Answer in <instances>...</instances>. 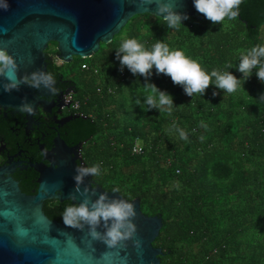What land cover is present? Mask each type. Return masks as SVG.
Instances as JSON below:
<instances>
[{"label": "trees", "instance_id": "obj_1", "mask_svg": "<svg viewBox=\"0 0 264 264\" xmlns=\"http://www.w3.org/2000/svg\"><path fill=\"white\" fill-rule=\"evenodd\" d=\"M238 12L219 24L201 14L202 20L189 18L179 29L154 15H136L111 43L71 63L49 59L58 53L55 42L47 49V73L80 105L63 139L70 146L84 142L85 165H99L95 185L139 198L145 215L162 217L153 243L163 250L160 264H264V83L254 69L234 93L213 84L205 94L188 96L155 68L147 79L121 70L117 50L125 39L147 50L160 41L208 74L219 69L243 80L241 55L264 45V0H242ZM149 83L173 97L171 113L146 104ZM137 142L141 155L132 152ZM37 178L31 171L17 180L31 195ZM72 204L49 200L43 210L63 222Z\"/></svg>", "mask_w": 264, "mask_h": 264}, {"label": "water", "instance_id": "obj_2", "mask_svg": "<svg viewBox=\"0 0 264 264\" xmlns=\"http://www.w3.org/2000/svg\"><path fill=\"white\" fill-rule=\"evenodd\" d=\"M5 3L7 11L0 7V48L14 57L20 82L18 89L7 92L3 85L8 81L0 78V107L16 113L21 107H31V114L25 111L30 119L38 105H48L43 98L49 96L51 84L41 82L34 87L24 78L47 74L50 43L57 44L56 57L62 63H71L75 57L90 58L102 43H111L136 15L163 19L157 16L156 4L141 5V0H0V5ZM172 3L177 13L202 20L193 0ZM83 145L70 147L58 136L52 150L41 146L49 165L34 166L38 187L31 195L21 190L10 175L11 168L0 167V264H160L163 250L153 243L163 226L162 217L145 215L139 198L128 200L95 185L93 175H81L79 169L88 168L80 153ZM77 176H81L79 184ZM104 194L109 200L133 204L136 213L131 218L136 228L133 237L114 248L93 238L88 225L71 228L50 219L43 210L49 200L79 204L85 196L95 201ZM96 231L105 230L101 226Z\"/></svg>", "mask_w": 264, "mask_h": 264}, {"label": "clouds", "instance_id": "obj_3", "mask_svg": "<svg viewBox=\"0 0 264 264\" xmlns=\"http://www.w3.org/2000/svg\"><path fill=\"white\" fill-rule=\"evenodd\" d=\"M156 4L157 16L163 18L167 26L172 29H179L182 20L188 19L187 15L177 13L174 10L172 0H141V5ZM195 9L213 24H219L226 18L234 20L237 18L239 6L242 0H193ZM5 11L8 4L0 5ZM117 59L120 61L121 70L126 66L133 75H140L146 79L151 75L153 68L156 74H163L171 78L175 85H181L188 96L193 94H205L213 84L216 88L226 93H234L241 81L244 83L252 76L255 69V75L264 83V45H257L247 50L240 57L237 70L243 74V80L237 79L229 71L213 70L211 74L202 70L200 64L188 58L180 50H170L169 47L160 41H157L147 50L143 44L136 39H125L121 42L117 50ZM231 68L229 64L227 66ZM18 65L9 52L0 48V78L7 80L3 85L7 92L18 89L19 80L17 78ZM213 77L215 80L213 81ZM24 82L31 86L39 87L43 82L45 86L54 83L53 76L49 74L33 73L31 80L27 77ZM146 104L158 108L161 112L171 113L174 100L166 92L160 91L155 84L144 86ZM217 95V93H213ZM264 99V96L261 97ZM139 103V101H137ZM21 112L31 114V107H21ZM181 138L186 139L183 131ZM99 165L79 169L81 175H98ZM79 184L81 176L76 177ZM79 204H72L65 208L63 212V222L71 228L82 229L86 224L90 228V235L96 239H102L103 242L111 248L117 247L122 241L131 239L136 232L135 225L131 218L135 217L134 206L122 199L109 200L106 194L101 195L97 200L92 201L89 197ZM75 197H73V200ZM104 228V232L96 231L99 227Z\"/></svg>", "mask_w": 264, "mask_h": 264}, {"label": "flooded vegetation", "instance_id": "obj_4", "mask_svg": "<svg viewBox=\"0 0 264 264\" xmlns=\"http://www.w3.org/2000/svg\"><path fill=\"white\" fill-rule=\"evenodd\" d=\"M49 59L61 62L56 55H49ZM49 91V96L43 98L48 105H38L31 119L27 117L26 112L16 113L12 109L5 110L0 107V167L11 168L10 175L17 182V177L23 180L31 171L37 173L34 169L36 164L49 165L43 158L41 146L45 150H52L55 138L59 136L63 139V134L67 136V127L79 116V112L71 107L73 98L70 88H64L63 83L57 85L54 82L51 83ZM80 153L83 158L82 149ZM37 175L39 177L38 173Z\"/></svg>", "mask_w": 264, "mask_h": 264}, {"label": "built area", "instance_id": "obj_5", "mask_svg": "<svg viewBox=\"0 0 264 264\" xmlns=\"http://www.w3.org/2000/svg\"><path fill=\"white\" fill-rule=\"evenodd\" d=\"M83 68H86V66H83ZM71 99V98H70ZM72 101V103H71V107H72V109L74 110V111H78V109H79V107H80V105L77 103V102H74L73 100H71ZM132 152L134 153V154H136V155H141V154H143V148H142V146L140 145V143L139 142H137L134 146H133V148H132Z\"/></svg>", "mask_w": 264, "mask_h": 264}, {"label": "rangeland", "instance_id": "obj_6", "mask_svg": "<svg viewBox=\"0 0 264 264\" xmlns=\"http://www.w3.org/2000/svg\"><path fill=\"white\" fill-rule=\"evenodd\" d=\"M59 64H60V62H59Z\"/></svg>", "mask_w": 264, "mask_h": 264}]
</instances>
